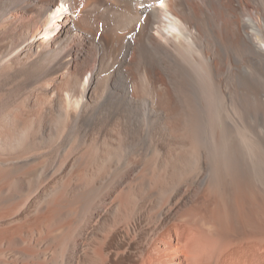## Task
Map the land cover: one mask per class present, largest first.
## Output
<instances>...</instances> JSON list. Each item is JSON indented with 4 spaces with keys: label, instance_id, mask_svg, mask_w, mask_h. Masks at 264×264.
<instances>
[{
    "label": "bare ground",
    "instance_id": "bare-ground-1",
    "mask_svg": "<svg viewBox=\"0 0 264 264\" xmlns=\"http://www.w3.org/2000/svg\"><path fill=\"white\" fill-rule=\"evenodd\" d=\"M0 264H264V0H0Z\"/></svg>",
    "mask_w": 264,
    "mask_h": 264
},
{
    "label": "snow or ice",
    "instance_id": "snow-or-ice-1",
    "mask_svg": "<svg viewBox=\"0 0 264 264\" xmlns=\"http://www.w3.org/2000/svg\"><path fill=\"white\" fill-rule=\"evenodd\" d=\"M160 6L163 7V0H160Z\"/></svg>",
    "mask_w": 264,
    "mask_h": 264
}]
</instances>
